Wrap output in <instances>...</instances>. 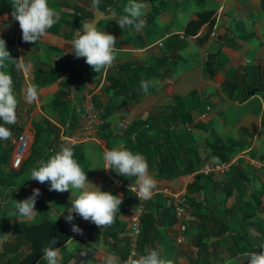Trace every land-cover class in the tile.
Listing matches in <instances>:
<instances>
[{"label":"crops","instance_id":"crops-1","mask_svg":"<svg viewBox=\"0 0 264 264\" xmlns=\"http://www.w3.org/2000/svg\"><path fill=\"white\" fill-rule=\"evenodd\" d=\"M112 1L115 3L114 6L109 4L104 11L99 10L103 14L113 15L110 18L115 21L109 26L110 30H120L121 35H114L117 38L115 47L118 52L111 68L102 69L97 73L86 63V58H76L71 51V41L76 37L77 31L81 30L83 23L92 20L94 10L91 6L92 0H48L49 7L59 11L61 19L47 29L45 37L35 44L22 40L19 23L12 17L13 0H0V38L6 41V49L10 54L15 51L14 58L17 60L19 71L14 75L11 63L8 62L6 71L12 76L14 94L19 102L17 127L20 129L15 132L9 144L2 140L3 145L11 147L10 160L4 165V171L13 169L12 158L21 135L29 134L23 162L28 160L34 147L37 148V156L33 162L12 179L10 183L12 192L7 197H5L6 188L0 186V213L8 215L10 226L18 221H24L28 225L38 224L43 220L45 212L52 218H61L72 234L66 242L57 247L60 248L61 254L59 264H74L88 249L97 247L100 236L103 237L104 247L95 254L100 264L102 254L115 253L120 259L124 258L127 250L122 232L127 224L129 207L137 201V198L128 189L114 187L109 179L111 169H104L103 153L122 143L133 153L139 152L146 158L149 173L154 177L152 170L154 162L149 161L143 152L129 148L128 139L135 142L136 133L129 134L127 128L136 121H147L141 125L138 132H145V137L147 136L151 141H160L163 136L162 131L159 132L157 128L145 130L147 125L151 120H160L164 117V109L173 104L175 96L186 97L195 108L191 111L190 124L182 128L180 123L171 126L175 135V139H171L177 146H181V149L197 147L200 158L205 161L204 164L217 162L218 158L213 156L207 147L208 144L218 143L215 140L216 135L225 147L235 146L230 158L243 150H249L250 158L241 159L224 174L200 177L201 189L195 191L191 184L199 175L189 182L186 181L187 174L167 182L156 180L157 186L163 184L172 189H179L187 184L186 212L181 220H178L171 215L170 208L164 211L165 205L156 204L157 207L152 205L150 208L153 210L155 226L146 229L149 235L145 240L143 233L145 222H143L138 255L140 244L146 243L149 250L156 249L162 257L172 259L175 264H208V262L248 264L245 253L264 252V168H257L254 165L264 162V12L262 9L254 10V5H257L258 1L264 9V4L260 0H207L209 4L204 8L217 10L218 7L227 5L226 8L232 7L236 11L228 18L230 21L227 19L229 22L224 21L218 26L217 35H208L206 40L202 41L204 35H200V31L203 28L207 29L206 24L195 35L184 33L186 22L200 9L196 10L193 16L183 20L181 28L173 30L171 25L163 20L164 0H138L146 5V26L137 32L131 27L121 29L117 23L119 17L124 15L123 7L128 0ZM158 1H161V7ZM106 3V0L101 2V6H106ZM99 29L108 32L107 28ZM223 39L229 40L232 49H224ZM202 45L207 46L208 52L202 53L206 56V61L208 54H217V73L205 71V60L199 68L198 63L201 62L199 55L202 49H205ZM220 57H223L221 61L223 68L219 66ZM243 57L247 63H252L247 66L250 70L248 79L253 85H247L256 88L248 97L247 91L240 86L237 88L229 82H224L225 77L232 81L228 75L234 71L239 75H246V66H241L239 63L240 67L236 70L230 61L231 58L239 60ZM197 58L198 60H194ZM122 66L125 67L124 70L122 69L123 77L129 75L133 77L132 85L135 82L141 83L142 80L152 81L148 94L145 95L142 90L137 89L119 110L111 112L107 118L101 116L103 121L98 132V140L73 145V151L75 153V150L83 144H94L92 150H96L101 157V162L97 166L98 171L96 173L92 168L90 160H87L86 166L82 169L88 181L100 187L101 191L113 195L122 194L123 203L116 213L115 222L108 227L99 228L73 213V223L83 230V235H80L73 233L71 224L65 220V216L68 215L67 210L71 208L79 190L70 189L63 193L49 191L50 182L41 184L31 179L30 174L33 168L39 167L40 160L47 161L57 150L54 147L61 145L60 127L68 124L64 129L66 134L80 131L81 125L84 124L82 99L86 92L94 93V101L99 109L110 101L113 95V81L119 77ZM16 82L19 83L17 90L14 88ZM29 84L38 86L39 98L33 103H28L25 98ZM194 90L197 94L190 97V93ZM240 97L243 100H240ZM205 98L223 101L218 109L219 112L210 116L209 105L201 112L198 111L201 101ZM203 114L205 117L202 118ZM71 120L77 122V124L73 123L76 126H71ZM105 122L109 125L107 138L100 135ZM198 122L203 123L204 128H199L196 125ZM210 131H214L215 135L210 134ZM77 161L79 163V160ZM34 188L41 190L38 201L43 202L41 207L35 206L37 213L34 218L24 219L18 215L14 216L15 201L26 199ZM157 196L161 195L157 194L147 202L155 200ZM181 223L186 225V230L182 233L184 240L178 242ZM211 230H221L223 234L214 235L220 238L211 242L205 254L198 255L199 243L208 242V237L200 238L201 232ZM112 233L116 238L112 237ZM13 240L14 236H1L0 252L3 247L9 249ZM231 249L235 250L231 251ZM6 261L7 257L0 256V264H6ZM46 263L47 261L41 257L35 264Z\"/></svg>","mask_w":264,"mask_h":264},{"label":"clouds","instance_id":"clouds-1","mask_svg":"<svg viewBox=\"0 0 264 264\" xmlns=\"http://www.w3.org/2000/svg\"><path fill=\"white\" fill-rule=\"evenodd\" d=\"M92 8L99 11L100 0H92ZM12 17L18 21L22 31V40L35 44L42 40L47 29L55 25L60 19L59 11L49 7L48 0H13ZM146 5L138 0H128L124 5V15L120 16L117 23L121 29L134 28L137 32L146 26ZM117 38L97 27L96 21L83 23L76 37L71 41L76 58H86V63L99 73L102 69L111 68L116 60L118 49L115 47ZM10 52L6 49V41L0 38V140L13 139V133L5 125H15L18 120V100L13 90V79L6 71L8 62L14 61ZM152 81L142 80L141 90L148 94ZM28 103L38 101V86L29 84L25 95ZM104 169H111L123 177H136L138 188L137 196L149 199L157 188V182L149 173V165L146 158L139 152L133 153L124 144L119 143L111 150L103 153ZM31 179L41 184L50 182L49 191L60 193L70 189L79 190L71 208L67 210L66 222L71 224L73 233L83 235V230L73 223L75 213L85 221L94 223L99 228L108 227L115 222L116 213L123 203L122 194L113 195L110 192L101 191L100 187L87 180L85 171L76 159H74L73 145L67 142L59 150H55L50 158L39 161V167L31 170ZM41 195L39 188H34L32 194L22 201H15L14 216L24 219H32L36 215L35 205ZM55 238L50 240V246L43 249V259L47 264H59L61 258L60 248L55 245ZM248 264H264V252L245 253ZM101 264H174L172 259L161 256L156 249H151L143 255L133 253L127 260L121 261L115 253L102 254Z\"/></svg>","mask_w":264,"mask_h":264},{"label":"trees","instance_id":"trees-1","mask_svg":"<svg viewBox=\"0 0 264 264\" xmlns=\"http://www.w3.org/2000/svg\"><path fill=\"white\" fill-rule=\"evenodd\" d=\"M103 1L105 0H100L99 7V9L103 11L106 9L107 5L111 4V6H114L115 4L112 0H106V6H101V2ZM260 2L264 4V0H260ZM215 13L216 10L214 8H204L197 11L195 15L186 22L184 26L185 35H195L199 31V29L204 24H206L207 30L201 39L202 41L206 40L207 36L209 35V32L214 26ZM14 53L15 51L11 52L10 54L13 59H15ZM216 55V53L212 55L208 54L205 65L206 72L213 71L214 73H217L218 67L216 65ZM10 63L11 67L13 68L12 71L14 75H17L19 73V71L17 70V60L15 59L14 61H10ZM122 69L124 70L125 67L122 66L120 68L119 77L113 81V95L110 101L106 103L102 109H99V106L96 105L100 111L101 116L104 118H107L111 112L119 110L121 106L127 101V99L132 96L134 92L137 91V89L141 90V83L135 82L132 85L131 81L133 77L129 75L125 76L124 78V71H122ZM224 82H229L231 85L237 88H239L240 86L243 90L247 91V97L251 95L256 89L253 86L235 83L227 79V77L224 78ZM18 86L19 83L16 82L14 84L15 90H17ZM230 89L232 90L231 87ZM196 94L197 91L194 90L190 93L189 96L194 97ZM240 100H243L242 97H240ZM194 108V105H192L186 97L175 96L173 104L168 106L167 109H164V117L162 116L163 118H161L160 120H151L145 129L150 130L152 128H157L159 132L162 131L163 136L161 137L160 141H151L150 138L148 139L147 136L145 137V132H138L141 129V125L147 123V121H136L127 128L129 134L132 132L136 133L135 142L128 139L129 134L127 135L129 148L143 152L147 156L149 161L154 162L152 170L154 172V178L155 180H157V182L171 181L172 179L180 175L189 174L197 170L204 164L205 161L204 159L200 158L197 147L181 149L182 147L177 146L175 144V141L171 139H175L174 131H172L174 129L171 126H173V124L175 123H180L181 127H179L182 128L186 127L187 124H190L192 122L191 111ZM72 120L70 121L71 126H76L77 122H72ZM0 123H3V121L0 120ZM196 125H198L199 128H204V124L201 122H198ZM5 126L11 129L13 135L20 129L19 127H17V123L15 125ZM210 132V134L215 135L214 131ZM108 133L109 125L107 122H105L102 126L100 135L104 138H107ZM215 140H217L218 143H216L215 145L208 144L207 146L211 154L218 158V162L229 159L231 154L235 150V146L228 145V147H225L222 143V140L216 135ZM9 141L10 139L5 140V143H8ZM10 153L11 147L3 145L2 140H0V186L6 188L7 192L5 197H7L12 192V187L10 186L12 179L21 174L24 169L29 164H31L33 162V159L37 156V148L34 147L28 160L23 162L18 168L8 169L7 171H4L3 167L9 162ZM111 171L114 175L124 180L128 184L135 182V177H123L118 175L115 171ZM200 177L208 176L199 174V177L194 179L191 184L194 191L201 189V182L199 179ZM38 199L40 198H37L36 205L38 207H41L43 205V202H39ZM156 204L162 206L165 205L164 211L167 209L169 210L170 208L168 206V199H164L161 196H157L155 200H151L146 203L145 211L142 216L143 222H145L143 231L145 240L148 238L149 235L146 229L153 228L155 226L156 221L154 220V215L152 212L153 210L150 207L152 205L157 207ZM171 215L174 217L173 213H171ZM71 234L72 233L67 229L61 218H52L47 212L44 213L43 220L38 224L28 225L24 221H18L12 224L11 226L8 220V215L2 212L0 213V237L14 236V240L11 243L9 249L3 247V250L0 252V256L7 257L6 264H35L39 260V258L43 257V249L45 247L50 246L51 239L55 238L57 240L55 246L59 247L61 244H63L70 238ZM112 234V237L116 238V235L114 233ZM216 234L223 233L221 230L203 231L201 232L200 238L214 236ZM210 246L211 245L207 244V241H201L199 243V249L197 254H205V251H207ZM96 257L97 256L94 255L87 263L100 264V262L97 261ZM208 264H212V262H208Z\"/></svg>","mask_w":264,"mask_h":264},{"label":"built area","instance_id":"built-area-1","mask_svg":"<svg viewBox=\"0 0 264 264\" xmlns=\"http://www.w3.org/2000/svg\"><path fill=\"white\" fill-rule=\"evenodd\" d=\"M219 16H215L214 28L218 25ZM86 76L85 74L83 75ZM209 109V108H207ZM82 115L84 119V124L81 125V129L78 133L75 134H66L64 133V129L67 128L68 124L60 127L61 131L59 133V143L61 144L59 147L56 146L57 150L67 142H71L72 145H77L83 142L97 141L98 140V132L100 130V126L102 124V117L100 115V111L96 106L94 101V93L86 92L82 99ZM205 115H202V118ZM29 142V134L21 135L17 144L16 149L12 158V168H18L25 158V150L27 149ZM53 150V149H52ZM250 158L249 150H243L235 156L221 162H210L205 163L197 170L186 175V181L189 182L196 175H220L224 174L234 166L237 165L241 159ZM257 168H264V162L254 163ZM109 179L111 183L114 185L116 189H128L137 198V201L129 207L128 211V220L124 231L122 232L123 238L126 240V256L121 259V261L127 260L133 253L138 255V245L141 240L142 235V227H143V213L145 211L146 202L152 198L153 196L160 194L163 198L168 199L169 206L171 211L178 220H181L182 216L186 212V199L188 186L185 184L181 186L179 189H172L167 185H159L153 191L152 196L149 199H142L137 196V185L134 183H126L124 180L118 178L116 175L110 173ZM186 230V225L184 223L180 224V234L177 237L178 242H182L184 237L182 235L183 231Z\"/></svg>","mask_w":264,"mask_h":264},{"label":"rangeland","instance_id":"rangeland-1","mask_svg":"<svg viewBox=\"0 0 264 264\" xmlns=\"http://www.w3.org/2000/svg\"><path fill=\"white\" fill-rule=\"evenodd\" d=\"M235 1H238V0H235ZM158 2H159L158 5L161 7V4H160L161 1H158ZM164 2L165 3H163V7H164V9H163V12H164L163 20L165 19L166 23L170 24L171 25V29H173V30H176L177 28H181L183 20H185L188 16H193L194 12L196 10L204 9V7L207 4H209V2L207 0H164ZM226 6L227 5H225L224 7H218L217 8L216 13H215V16L216 15L219 16V22H218V25L216 26L217 29L213 27L211 29V31L209 32V35H211V36L217 35L218 34V26H220L222 23H224V21L225 22L228 21L229 20L228 18L232 17V14L236 11L232 7H227L226 8ZM258 9H262L263 12H264V9L262 8V6L257 1V5H254V10H258ZM165 16H166V18H165ZM114 21L115 20L113 18L102 19L99 22L100 23L99 24V28H102V27L103 28H107L106 30L108 31V33H110L112 35H121L119 29H115V30L111 29L110 30L109 26ZM206 30H207L206 28L205 29L203 28L200 31V33H201L200 35L203 36L205 34L204 32H206ZM174 35H178V34H174ZM180 35H182V34L180 33ZM227 39H223L222 40V44H224V49L230 50V49H232V44L231 43L229 44V40H227ZM202 44H204V43H202ZM202 47H203V45H202ZM203 48H205V49H202L201 55H199V59H201V62L198 63L199 64V68L202 67V65L206 61L205 60L206 56H204L202 53H204V51L208 52V50L206 49L207 46H204ZM191 53L192 52L190 51V54ZM187 55L188 54H186L185 56L188 58L189 56H187ZM172 57H174V56H172ZM249 57L253 58V56H249ZM194 60H198V58L194 59ZM190 61L191 60H189V62ZM221 61H223V57H220V59H219V64H220L219 66H220V68L221 67L223 68V65H221V63H222ZM230 61H232V63L235 66L236 70L238 69V67H240L239 63H241V66H246L245 70L247 72L245 76L239 75L237 71H236L237 74H235L236 73L235 71L231 72V75H228V76L232 79V81H234V82H236L238 84L242 82L245 85H247V84L253 85L252 83H250V81L248 79L249 76H250V70H249V66H247V65H250L252 63H247L245 61L244 57H243V59H239V60H235L234 58H231ZM221 72L223 73L222 69H221ZM217 95L220 96L219 94H217ZM222 103H223V101H221L220 99L219 100H215V99L214 100L213 99L207 100L205 98L204 101H201L200 107H198L199 108L198 111L201 112L203 109H205V107L207 105H209L210 106L209 115L213 116L215 113L219 112L218 109L220 108V105ZM209 115H208V117H209V120H210V116ZM23 123L25 124V122H23ZM189 131H186V132H189ZM7 144H9V143H7ZM93 145L94 144H92V143L83 144L81 147L77 148L75 150V153H74V158H77V160H79V164L81 165L82 168H84L86 166V163L88 162L87 160H90L91 164H92V168L95 169L96 173H97V171H98L97 166L101 162V157H100L99 153L96 152V150H92V146ZM87 180H89V179H87ZM208 240H209V237H208ZM145 249H147V250H145ZM148 250L149 249H148L147 244L146 243H141L140 247H139V255L146 254V252ZM231 250H235V249H231Z\"/></svg>","mask_w":264,"mask_h":264},{"label":"water","instance_id":"water-1","mask_svg":"<svg viewBox=\"0 0 264 264\" xmlns=\"http://www.w3.org/2000/svg\"><path fill=\"white\" fill-rule=\"evenodd\" d=\"M92 20L91 21H96L97 23L101 20V19H105V18H110L113 17L112 14H103L100 10L96 11L95 9L92 12ZM88 21V22H91ZM220 238V237H213V236H209V240H208V245L211 244L212 241H215V239ZM104 247V242H103V237L100 236L99 242L97 247H93L88 249L85 253H83L80 258L78 259V261H76L74 264H86L87 261L92 258L98 251H101Z\"/></svg>","mask_w":264,"mask_h":264}]
</instances>
